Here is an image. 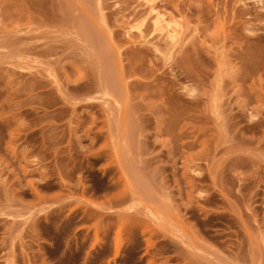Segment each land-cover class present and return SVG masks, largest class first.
Listing matches in <instances>:
<instances>
[{
  "label": "rangeland",
  "instance_id": "obj_1",
  "mask_svg": "<svg viewBox=\"0 0 264 264\" xmlns=\"http://www.w3.org/2000/svg\"><path fill=\"white\" fill-rule=\"evenodd\" d=\"M148 1L0 0V264H264V0Z\"/></svg>",
  "mask_w": 264,
  "mask_h": 264
},
{
  "label": "bare ground",
  "instance_id": "obj_2",
  "mask_svg": "<svg viewBox=\"0 0 264 264\" xmlns=\"http://www.w3.org/2000/svg\"><path fill=\"white\" fill-rule=\"evenodd\" d=\"M146 1H148V0H146ZM149 2V1H148ZM151 2V1H150ZM152 3V2H151ZM148 5L150 6V4L148 3ZM156 6H153V4L149 7V12L151 13H153L152 15L154 16V18L153 19H155V21H154V24H155V26L157 27V28H159V30H163L164 31V33H165V35L167 36V38L171 41V42H173V41H175L176 40V37H177V34L179 33L178 32V30L177 29H179V27L177 26V28H176V25H173V24H176V23H173V24H171L172 22H174V21H169V20H165V16L163 15V17H162V15L157 11V9L155 8ZM152 16V17H153ZM167 19V18H166ZM171 22V23H170ZM155 27V28H156Z\"/></svg>",
  "mask_w": 264,
  "mask_h": 264
}]
</instances>
